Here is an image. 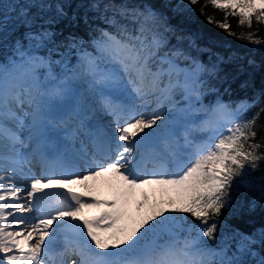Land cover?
<instances>
[{"label": "snow or ice", "instance_id": "1", "mask_svg": "<svg viewBox=\"0 0 264 264\" xmlns=\"http://www.w3.org/2000/svg\"><path fill=\"white\" fill-rule=\"evenodd\" d=\"M198 4L264 45V0ZM180 31L143 0H0V264H264V226L217 237L264 204V92L225 103Z\"/></svg>", "mask_w": 264, "mask_h": 264}, {"label": "trees", "instance_id": "2", "mask_svg": "<svg viewBox=\"0 0 264 264\" xmlns=\"http://www.w3.org/2000/svg\"><path fill=\"white\" fill-rule=\"evenodd\" d=\"M133 2L140 3L141 0H133ZM143 2L151 5L154 10L165 17L168 24L181 30L179 34H199L200 39L197 40V43L206 51L197 53L192 50L191 55L197 56L201 62L208 64L210 61L214 62L217 56L224 58L220 75L228 78L232 89L231 93L227 95L223 94L221 89V95L225 103H235L245 98L251 100L256 94L264 92V45H252L246 40L237 39L220 31L208 23L204 16L200 15L199 4L189 9L187 8V0H143ZM8 3L9 0H4L5 8H7ZM207 11L209 14H214L216 19H222L221 13H214L211 8L207 9ZM229 19L232 30L237 34L248 31L247 28H238L236 26V18L230 17ZM79 34L85 40L88 39L87 34L82 30ZM259 35L264 37V27H260ZM176 44V37L170 36L168 45L173 46ZM249 61H252V63H249ZM180 63L185 66L186 62L181 61ZM242 84L244 87H241ZM214 98L215 93H208L204 100L207 104H211L214 103ZM256 110L258 109H253V111ZM251 114L250 112L249 115ZM261 122H264V114H262ZM262 175H264V168L254 173L255 177ZM251 198V194L245 193L243 189L238 197V199L244 200L245 203ZM220 219L223 221L224 226L218 228V238L221 231L230 232L232 229H238L241 232L250 234L257 228L264 226V204L258 205L251 212L246 207L238 214L225 212Z\"/></svg>", "mask_w": 264, "mask_h": 264}, {"label": "rangeland", "instance_id": "3", "mask_svg": "<svg viewBox=\"0 0 264 264\" xmlns=\"http://www.w3.org/2000/svg\"><path fill=\"white\" fill-rule=\"evenodd\" d=\"M181 67H184V66H182L181 65ZM204 102V104H206L207 105V103L205 102V100L203 101ZM111 118L110 117H108L107 118V116H105L104 117V122H108L109 120H110ZM36 168H37V166H36ZM34 171H36L35 169H34ZM106 190V189H105ZM108 191V190H107ZM147 191L149 192V194L151 195L152 194V189L150 188V189H147ZM100 195V197L101 198H111V195L110 194H99ZM161 196H162V194L160 193V192H156L155 193V199H160L161 198ZM163 198L164 199H167V196L166 195H163ZM98 213H97V211L96 210H93L92 212H90L89 213V215H97Z\"/></svg>", "mask_w": 264, "mask_h": 264}, {"label": "bare ground", "instance_id": "4", "mask_svg": "<svg viewBox=\"0 0 264 264\" xmlns=\"http://www.w3.org/2000/svg\"><path fill=\"white\" fill-rule=\"evenodd\" d=\"M108 118V117H107ZM33 167V171H34V169L36 170V168H35V165H33L32 166ZM37 171V170H36ZM106 189V190H105ZM104 190H102L99 194H110L109 193V190L107 189V188H105ZM108 190V191H107Z\"/></svg>", "mask_w": 264, "mask_h": 264}]
</instances>
